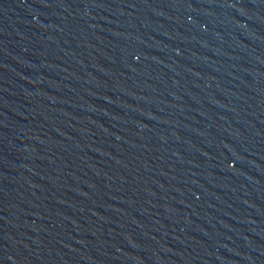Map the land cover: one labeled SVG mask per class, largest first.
Instances as JSON below:
<instances>
[{
  "label": "water",
  "instance_id": "obj_1",
  "mask_svg": "<svg viewBox=\"0 0 264 264\" xmlns=\"http://www.w3.org/2000/svg\"><path fill=\"white\" fill-rule=\"evenodd\" d=\"M0 264H264V0H0Z\"/></svg>",
  "mask_w": 264,
  "mask_h": 264
}]
</instances>
